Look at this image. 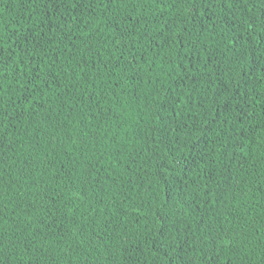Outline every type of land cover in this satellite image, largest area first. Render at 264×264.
Listing matches in <instances>:
<instances>
[{
    "label": "trees",
    "instance_id": "trees-1",
    "mask_svg": "<svg viewBox=\"0 0 264 264\" xmlns=\"http://www.w3.org/2000/svg\"><path fill=\"white\" fill-rule=\"evenodd\" d=\"M0 264H264V0H0Z\"/></svg>",
    "mask_w": 264,
    "mask_h": 264
}]
</instances>
